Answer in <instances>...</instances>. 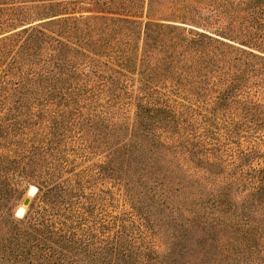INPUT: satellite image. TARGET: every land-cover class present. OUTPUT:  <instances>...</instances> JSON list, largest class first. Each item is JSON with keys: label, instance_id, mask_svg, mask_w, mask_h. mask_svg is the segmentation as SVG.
I'll list each match as a JSON object with an SVG mask.
<instances>
[{"label": "rangeland", "instance_id": "1", "mask_svg": "<svg viewBox=\"0 0 264 264\" xmlns=\"http://www.w3.org/2000/svg\"><path fill=\"white\" fill-rule=\"evenodd\" d=\"M49 2L0 0V37L59 17L45 13ZM147 3L113 0L97 14L136 22L100 20L77 50L41 43L17 62V46L0 57V154L25 170L21 182L12 176L21 190L13 217L28 211L57 226L64 217L78 236L109 234L128 264H183L188 253L184 264H264V234L254 228L221 252L180 222L191 216L186 206L208 210L226 192L240 213L259 179L264 188V0ZM22 14L26 21L6 25ZM138 141L133 165L109 159L110 149ZM43 264L60 258L46 253Z\"/></svg>", "mask_w": 264, "mask_h": 264}, {"label": "trees", "instance_id": "2", "mask_svg": "<svg viewBox=\"0 0 264 264\" xmlns=\"http://www.w3.org/2000/svg\"><path fill=\"white\" fill-rule=\"evenodd\" d=\"M49 1L51 2L43 7L46 9L45 13L49 14L50 11L59 12L54 15L59 17L35 25H25L19 30L1 36L0 57L17 46V53L15 52V55L12 56L13 62H17L19 56L21 58L22 54H28L35 46H39L41 43L58 48V51L62 47L74 50L76 47L82 46L80 42L81 32L85 30L84 34L89 36L100 20L136 22L129 19H112L111 17L97 14L109 12L111 9L109 5L113 0ZM150 1L148 0L147 7L150 5ZM132 9L134 10L131 13H137L138 6L136 3H132ZM92 12H95V14H88ZM23 15L25 14L11 18L10 21L5 22L6 25H15L26 21L28 18ZM144 23L147 25L151 24L148 21ZM3 74L7 77L9 73L5 70ZM27 77L24 73L20 74L22 82H25ZM138 115L141 116V113ZM135 128L133 132H135ZM2 133L4 135V130ZM0 139H5V137L0 136ZM156 140L158 138L153 141ZM161 144L163 145V143ZM142 146L144 144L141 142L137 146L124 142L119 148L110 149L109 159L114 161L122 157L126 160L124 165L131 166L134 164L132 160L135 159L136 152ZM22 171H25L24 167H20L15 158L0 154V264H35L36 261L38 264H43L46 253L52 259L60 258V264H128L129 254L120 249L116 242L117 238H112L109 234H94V232L90 233L88 230L80 228L82 235L78 236L74 227H72L74 222L68 223L67 219L63 217L60 218L59 226L53 222L45 225L40 219L35 222L29 216L28 211L21 218L14 219L12 212L13 196L16 193H20L21 190L18 182L17 184H12V176L17 175L20 177L18 181L21 182L25 178ZM158 178V175L149 177V179L159 182L163 186L164 180ZM257 183L256 186H252V192L247 196L246 201H243L244 203L241 202L240 213L236 211V206L234 205L235 210H229L232 203L226 192L223 197L224 201H218L217 198L213 197L208 210H206L207 207L204 209L201 205L192 209L186 206V211H189L191 216L184 214L185 221H179L181 224L187 223L188 226L194 227L195 230L198 229L202 235L207 236L205 245L215 244L221 252L226 250V245H234L246 239L252 228L255 229V235L263 236L264 226L260 224L259 220L254 219L256 207L263 211L262 215L264 217V201L262 202V199L257 198V193H255L258 192L259 194L262 192L264 194V188L261 179ZM160 184L158 185L160 186ZM42 187L44 188L43 199L47 201L46 197L51 198L52 191L50 188L43 186V184ZM3 193L7 195L4 196ZM161 193V197H164V190ZM181 195H183V199L188 198L185 194ZM184 206L185 204H181L178 207V212L181 216V208H184ZM173 220L176 222L178 219L173 218ZM46 226L48 227V234L44 235L43 230ZM190 245H193L192 242H190ZM192 255L191 253L186 256L182 255L178 260L183 264L189 263ZM74 258L75 260H73ZM69 259L71 262H69Z\"/></svg>", "mask_w": 264, "mask_h": 264}, {"label": "bare ground", "instance_id": "3", "mask_svg": "<svg viewBox=\"0 0 264 264\" xmlns=\"http://www.w3.org/2000/svg\"><path fill=\"white\" fill-rule=\"evenodd\" d=\"M36 192V187L35 186H30L29 189H28V195L31 196L33 194H35ZM24 207L23 206H19L16 210V215L17 216H22L24 214Z\"/></svg>", "mask_w": 264, "mask_h": 264}, {"label": "water", "instance_id": "4", "mask_svg": "<svg viewBox=\"0 0 264 264\" xmlns=\"http://www.w3.org/2000/svg\"><path fill=\"white\" fill-rule=\"evenodd\" d=\"M23 206H27L28 204H29V199L28 198H25L24 200H23Z\"/></svg>", "mask_w": 264, "mask_h": 264}]
</instances>
